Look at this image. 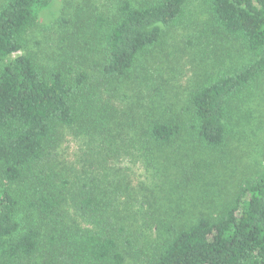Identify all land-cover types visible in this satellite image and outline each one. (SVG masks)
I'll list each match as a JSON object with an SVG mask.
<instances>
[{
  "label": "trees",
  "instance_id": "obj_1",
  "mask_svg": "<svg viewBox=\"0 0 264 264\" xmlns=\"http://www.w3.org/2000/svg\"><path fill=\"white\" fill-rule=\"evenodd\" d=\"M188 1L123 0L111 19L97 17L106 54L103 76H128L138 57L178 22ZM207 2L214 26L245 44L248 61L203 75L188 94L187 115L181 114L185 125L158 116L143 119L134 134L115 136L109 126L119 125L120 113L91 86L85 71H74L63 59L43 68L30 53H19L23 34L52 0L0 5V264H126L128 257L141 264H264V164L215 214L201 213L194 221L143 214L142 225L155 234L145 257L132 229L133 214L120 215L115 208L114 216L109 207L114 202L108 210L101 207L93 189L69 191L70 180L57 169L62 131L75 124L79 133L102 129V160L116 155L117 137H136L145 158L163 153L169 161L183 136L194 150H221L246 133L254 92L264 82V0ZM184 172L186 183L190 177ZM10 184H17L16 194ZM70 205L75 216L91 219L90 228L70 225Z\"/></svg>",
  "mask_w": 264,
  "mask_h": 264
},
{
  "label": "rangeland",
  "instance_id": "obj_2",
  "mask_svg": "<svg viewBox=\"0 0 264 264\" xmlns=\"http://www.w3.org/2000/svg\"><path fill=\"white\" fill-rule=\"evenodd\" d=\"M122 1L52 0L23 34L24 47L19 52L30 53L43 68L58 65L63 59L73 65L74 71H85L91 86L120 113L119 125L109 126L114 136L124 131L134 134L143 119L158 116L186 124L187 117L181 114L187 115L188 94L203 75L224 71L250 58L242 41L228 38L214 26L208 0H189L178 22L165 28L159 43L138 57L128 76L121 80L103 76L105 46L95 19L114 17ZM131 1L137 4L148 0ZM3 2L0 0V5ZM262 84L252 98L254 116L246 133L229 140L221 150L199 146L194 150L193 143L183 136L167 161L163 153L145 158L136 137L133 141L117 137L112 139V144L118 145L116 155L102 160L104 154L98 144L103 140L102 129L95 133L91 127L82 134L80 125L75 124L62 131L57 169L70 180L69 191L76 192L75 186L80 192L93 189L101 207L108 210L106 205L114 202L109 204L114 216L115 208L122 210L120 215L133 214L136 222L132 229L145 257L155 243V234L148 225H142L143 214L194 221L201 213H217L239 185L259 176L264 164ZM137 134L142 135L141 131ZM181 172L190 177L188 182H184ZM9 189L16 194L19 188L10 184ZM68 221L73 227L91 226V219L75 216L71 205ZM138 262L128 257L126 264H141Z\"/></svg>",
  "mask_w": 264,
  "mask_h": 264
}]
</instances>
